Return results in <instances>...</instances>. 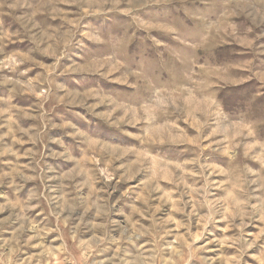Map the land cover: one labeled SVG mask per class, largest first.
Masks as SVG:
<instances>
[{
  "label": "rangeland",
  "instance_id": "374dc122",
  "mask_svg": "<svg viewBox=\"0 0 264 264\" xmlns=\"http://www.w3.org/2000/svg\"><path fill=\"white\" fill-rule=\"evenodd\" d=\"M0 264H264V0H0Z\"/></svg>",
  "mask_w": 264,
  "mask_h": 264
}]
</instances>
